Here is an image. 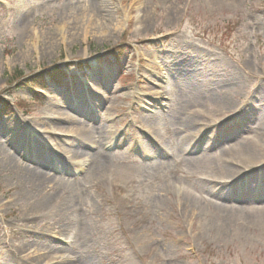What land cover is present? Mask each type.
I'll return each mask as SVG.
<instances>
[{
    "label": "rangeland",
    "instance_id": "obj_1",
    "mask_svg": "<svg viewBox=\"0 0 264 264\" xmlns=\"http://www.w3.org/2000/svg\"><path fill=\"white\" fill-rule=\"evenodd\" d=\"M55 67L60 85L49 78ZM38 74L41 103L20 83ZM165 83L189 108L212 109L227 91L232 106L209 122L195 118L205 124L200 146L182 155L174 146L184 161L203 151L210 159L223 143L230 157L255 146L264 138V0H0V97L19 107L0 117V264H264V215H255L264 213V148L232 174L221 159L174 168L178 157L165 155L172 144L141 127L156 112L154 123L167 125L158 102L170 97ZM56 103L57 115L114 132L106 176L67 152L76 136L42 132L56 125L44 118ZM152 142L161 149L148 150ZM165 162L171 169L150 170ZM201 171L225 183L203 182ZM34 172L42 192L23 183ZM46 193L54 198L41 210ZM208 201L250 218L227 225Z\"/></svg>",
    "mask_w": 264,
    "mask_h": 264
},
{
    "label": "bare ground",
    "instance_id": "obj_2",
    "mask_svg": "<svg viewBox=\"0 0 264 264\" xmlns=\"http://www.w3.org/2000/svg\"><path fill=\"white\" fill-rule=\"evenodd\" d=\"M150 16H151L150 12L143 15L142 16L143 22L145 21L148 22V20L150 19ZM137 23H140V22L138 21ZM26 33L31 34V31L27 29ZM33 45H34V42H32L31 46L33 47ZM42 49L44 51H47V48H42ZM41 53L45 54V52L43 53V51ZM162 89H163L164 94L170 95V97L163 102L166 112H168L167 117L169 118L168 121L167 120H163V121H167L168 122L167 125L165 124L158 125V123H154V117L158 116L156 112L155 114H151L146 119L143 118L142 128L147 130L148 132L151 131L153 133H156L161 143L166 142L165 145L172 144L171 147L166 150L167 153L165 155H170L171 157H174V156L178 157V160L174 159L175 160L174 168L178 166H182V164H185L188 170L195 171L200 166H204V167L210 166L211 165L210 162L215 159H221L222 167L225 169L227 173L229 172L230 174H232L233 171H236L235 166H238V167L240 166L236 162L248 163L249 161L256 159L258 155H260L261 148H264V138L262 139L259 137L257 139V142H256L257 144H255V146L253 144H248L247 146L242 147L238 153L234 151L235 156L233 155L232 157H230L232 153V149L231 148L229 149V146L227 145L228 144L227 143V144H222V146L217 147L214 150H212L210 152V156H211L210 159H206L203 157V155L204 156L208 155L205 151H203V153L200 154V157H196L194 160H190L189 158H187L184 161V158H182L181 156L182 152H188L187 150L189 148H193L191 146H193L194 144H197L198 146H200L198 143L201 142V140H199V142L196 143L195 138H197L198 133L202 131V127L205 124H202V125L198 124L200 127H197L195 118L204 119L205 122H209L215 119L217 114L220 113L219 111L223 112V110L227 111V109H230L232 106H230V104L227 103L226 101L228 91L226 92L223 98V101H219L218 99L216 100V104L213 106L212 109L200 111L198 109H193L194 106H191L189 108V104H187V102L184 99L180 98L176 92L173 94V88L170 86V84H165V86L162 87ZM59 106L60 104L57 103L55 106L51 107L47 111V114L45 115L46 119L49 122H56V125L53 126L52 132L60 134V135H64V136H67V135L76 136L77 137L76 140H78V142L76 141L78 143L77 145L78 147L75 148L74 146L73 150L69 149L70 151H67V152L72 153V156H71L72 158L74 157L80 158L83 156L85 159L84 158H83L84 160L81 159V162L84 161L85 163L86 161H88L90 166L91 167L93 166L95 171H97L98 173H101L102 177L103 175L106 176L104 171L106 170V165L108 162L109 154L104 152L103 149L109 148L113 146L114 143H116L114 139V132H112V130H110V128H108V126H106L105 123L99 124L98 126L95 127L90 122L75 123L73 120L67 118V116L63 114L57 115L59 111L58 110ZM228 106L230 107L226 108ZM233 111H235V108ZM106 121L107 119L104 122ZM173 127H175V129L179 132L177 136L174 133L175 130L173 129ZM96 134L99 135L97 136V139L95 137ZM201 135H202L201 139L203 140V142H204L203 137L207 138L203 146H206L204 148H208L210 144L209 143L210 138L207 137L204 133H201ZM122 142L123 140L122 141L120 140L119 144H121ZM153 144H154L153 142L147 143L145 146H147L148 150L161 149V148H157L156 146H153ZM177 145L179 146L178 153L181 152L179 153L181 155H179L178 153H175L176 150L174 146H177ZM32 149H36L35 146ZM89 150H91L92 152L90 153L87 152ZM32 152H35V151H32ZM146 153L147 152H145L144 155L149 156ZM165 163L166 164L164 165L160 164V166L152 165L151 166L152 168L150 170L153 171L155 174H157V173H163L165 170L171 169L170 164L168 162H165ZM53 169H55V166L53 167ZM199 175L202 176L203 182L214 181V182H208L212 185H215L217 183L215 181L216 178L221 177L211 172H203V171H201L200 174H196L195 177ZM24 177L25 178H22L23 183L26 186V188L30 189L31 191H39V192L41 191L42 192L44 188H46L44 185L45 181L43 182V178H44L43 175L36 174L34 172L32 174H26L24 175ZM170 187H172L173 191H175L177 196L182 195V197H184L183 198L184 200H187L188 199L187 197H190L189 196L190 194L186 192L185 190H181L175 185H171ZM212 194L215 195L217 194V192H213ZM50 195H51L50 193H46L43 195L42 199L39 200V206H43V209L41 210H45L48 208V206H50L49 203L51 202L52 198H54L53 196H50ZM184 203L187 204L188 201ZM208 203H209L208 207L212 209L211 212L215 213L217 216L219 213L221 217L220 218L221 222L227 225L236 226V224H245L247 222V219L250 218L247 212H245L244 210H237L236 209L237 207L223 208V206H219L217 204L214 205L213 203L209 201ZM192 209L197 210L195 209V206L192 207ZM255 215L262 216L264 215V213L263 211H258L255 213ZM187 223H188L187 225H189V222ZM191 228H192V225H191ZM191 234L195 237L202 236V234L199 233L197 230L196 231L194 230L193 232H191ZM179 239H186V238L184 236H181L179 237ZM87 259L90 260V258H87ZM167 264H176V263L168 262Z\"/></svg>",
    "mask_w": 264,
    "mask_h": 264
},
{
    "label": "trees",
    "instance_id": "obj_3",
    "mask_svg": "<svg viewBox=\"0 0 264 264\" xmlns=\"http://www.w3.org/2000/svg\"><path fill=\"white\" fill-rule=\"evenodd\" d=\"M53 75H55V77H57V76L59 75V72L57 71V72H55ZM28 81H29V82H37V83H39L40 81H42V74H41V75L38 74L36 77L33 76V77H31ZM26 83H27V81H26ZM3 102H5L4 104L8 106V104L6 103V101H3V100L0 98V103H3Z\"/></svg>",
    "mask_w": 264,
    "mask_h": 264
}]
</instances>
